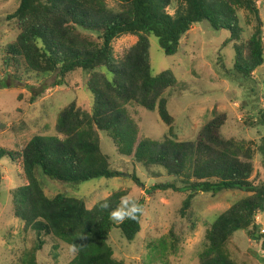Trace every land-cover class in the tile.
Segmentation results:
<instances>
[{"label": "trees", "instance_id": "16d2710c", "mask_svg": "<svg viewBox=\"0 0 264 264\" xmlns=\"http://www.w3.org/2000/svg\"><path fill=\"white\" fill-rule=\"evenodd\" d=\"M114 1L119 6L112 11L107 0H21L8 17L17 22L20 33L4 52L5 72H13L15 80L28 79L43 86L54 77L55 87L66 85L69 75L85 72L91 76L87 87L94 98L90 112L71 103L58 117L56 134L34 136L21 153L0 146V160H21L26 180L12 192L15 217L24 223L26 232L37 237V245L23 264H38L43 237L66 246L82 245L69 264H124L114 258L108 244L110 235L117 228L128 242H133L142 231L144 213L136 220L117 224L109 218L110 209L102 211L100 204L108 200L115 208L125 192H115L87 209L76 198H49L36 176L40 171L61 183L120 177L101 148L99 132L109 135L120 155L146 168L162 167L174 182L155 185L149 194L153 197L172 191L185 195L182 215L191 209L198 193L217 195L236 190L251 194L213 222L206 234L207 248L201 264H235L228 246L239 231L264 249V234L258 236L261 232L257 222L258 213L264 211V181L253 178L254 144L225 139L221 134L225 116L209 121L195 142L180 141L167 98L178 81L171 71L153 74L149 40L155 36L164 53L175 56L193 26L206 21L215 31L230 33L229 43H234L236 50L235 72L251 79L264 65V22L260 11L264 0ZM175 2L178 8L171 15L168 10ZM240 11L256 20L246 40ZM126 35L137 37L138 42L118 59L113 43ZM130 104L158 112L162 123L169 126L163 143L142 136L139 126L125 114ZM261 151L264 156V147ZM132 179L140 184L135 176ZM139 203L144 211V202ZM81 234L85 239L78 237Z\"/></svg>", "mask_w": 264, "mask_h": 264}, {"label": "rangeland", "instance_id": "374dc122", "mask_svg": "<svg viewBox=\"0 0 264 264\" xmlns=\"http://www.w3.org/2000/svg\"><path fill=\"white\" fill-rule=\"evenodd\" d=\"M21 0H0V146L21 153L37 135L54 136L60 113L76 102L86 111L93 108V94L87 87L91 76L85 72L69 75L63 86H53L56 78L45 85L28 79L18 81L13 72L4 70L2 59L7 47L19 33L15 20H8ZM109 8L119 4L107 0ZM261 6V1H259ZM177 2L168 10L174 15ZM264 22V9L261 7ZM244 40L254 31L255 17L240 11ZM264 32V30H263ZM230 33L215 31L208 22L195 24L189 37L182 41L181 52L167 56L159 40L151 35L150 61L154 75L171 71L178 85L167 93L168 109L174 118L173 128L178 139L195 142L202 128L212 119L225 116L221 134L225 139L254 144L253 178L264 181V65L251 79L235 72L236 50L229 43ZM138 38L126 35L115 40V57L136 45ZM45 86L46 91L44 90ZM34 88L36 92L31 90ZM45 91V92H44ZM44 92V93H43ZM39 96L35 102L32 97ZM125 114L141 129L142 136L163 143L169 130L158 112H149L136 104L126 107ZM103 152L110 158L111 168L121 174L115 179H95L87 182L61 183L53 181L40 171L36 173L49 198L58 195L76 198L92 209L115 192H125L138 202H144L142 231L133 242H128L120 229L115 228L108 244L114 258L124 264H201L207 248L206 234L216 218L238 201L251 194L240 191H222L217 195L198 193L191 209L182 215L180 210L185 195L168 191L150 196L149 190L158 184L174 182L162 167L146 168L118 152L106 132H99ZM21 160H0V264H23L26 255L37 245V237L25 231V225L15 217L12 192L26 184ZM130 176V177H129ZM135 176L140 184L133 181ZM258 236L264 232V211L258 213ZM119 224V223H117ZM38 264H69L74 257L68 246L47 237ZM235 264H264V249L256 240H250L244 231L237 232L228 246Z\"/></svg>", "mask_w": 264, "mask_h": 264}, {"label": "clouds", "instance_id": "9594fccd", "mask_svg": "<svg viewBox=\"0 0 264 264\" xmlns=\"http://www.w3.org/2000/svg\"><path fill=\"white\" fill-rule=\"evenodd\" d=\"M102 211L109 210V218L115 223H123L125 220H136L143 212L142 205L131 195H124L120 198L119 204L112 208L108 200L100 204ZM81 239H85L83 234L79 235ZM82 245L71 243L68 245V252L75 257L79 254Z\"/></svg>", "mask_w": 264, "mask_h": 264}, {"label": "built area", "instance_id": "2783aa9c", "mask_svg": "<svg viewBox=\"0 0 264 264\" xmlns=\"http://www.w3.org/2000/svg\"><path fill=\"white\" fill-rule=\"evenodd\" d=\"M263 232H264V230H263Z\"/></svg>", "mask_w": 264, "mask_h": 264}, {"label": "water", "instance_id": "95a60500", "mask_svg": "<svg viewBox=\"0 0 264 264\" xmlns=\"http://www.w3.org/2000/svg\"><path fill=\"white\" fill-rule=\"evenodd\" d=\"M130 177V176H129Z\"/></svg>", "mask_w": 264, "mask_h": 264}]
</instances>
